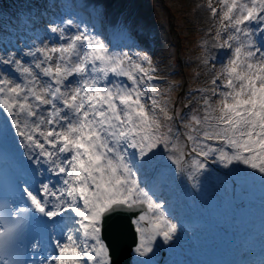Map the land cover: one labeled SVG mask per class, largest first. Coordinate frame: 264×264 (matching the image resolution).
Listing matches in <instances>:
<instances>
[{
  "label": "snow or ice",
  "instance_id": "snow-or-ice-1",
  "mask_svg": "<svg viewBox=\"0 0 264 264\" xmlns=\"http://www.w3.org/2000/svg\"><path fill=\"white\" fill-rule=\"evenodd\" d=\"M217 4L207 5L218 21L212 44L225 57L219 71L211 66L210 87L200 90L203 114L184 125L193 134L160 132L157 113L175 118L153 98L149 56L111 52L72 19L49 25L54 38L27 51L0 50L2 127L11 126L35 165L21 177L28 206L0 226V246L7 248L22 214L32 212L63 225L41 264H112L102 233L113 215L130 214L141 255L153 251L157 237L173 241L178 226L147 175L162 151L194 182L209 159L264 177V0ZM33 174L44 177L35 188ZM0 264L14 262L0 255Z\"/></svg>",
  "mask_w": 264,
  "mask_h": 264
},
{
  "label": "rangeland",
  "instance_id": "rangeland-1",
  "mask_svg": "<svg viewBox=\"0 0 264 264\" xmlns=\"http://www.w3.org/2000/svg\"><path fill=\"white\" fill-rule=\"evenodd\" d=\"M208 3L209 0H168V4L165 0H111L110 13L114 15L113 22L115 21L116 29L120 33L138 32L140 34L141 32V41L138 40V43L124 47L109 44L107 39L109 28L100 30L97 25L89 23L90 20L87 19L89 22H84V26L92 29L95 35L103 39L111 52H127L130 55L139 52L150 57L151 64L144 66L155 69L152 75L155 77L154 87L158 95L153 98L158 100L159 106L163 108L167 116L175 118L168 122L162 114L157 113L162 125L160 128L162 134H167L168 127L182 134H193L184 125L190 124L193 114L198 116L203 114L201 99L203 93L200 90L210 87L211 66L215 63L219 71V61L224 60L225 53L215 49L212 44L211 33L218 29V21L211 16L207 8ZM31 4L32 0H0V11L25 9ZM212 4L218 6L217 0H212ZM51 15H53L52 21L46 20L42 25L53 22L61 25L62 21L72 19L77 26V22L68 14L66 16L62 13ZM78 16L83 18L80 13ZM105 22L109 21L105 19ZM36 26L27 27L17 34L8 32L6 28L0 26L2 34L0 37L5 39L2 41L0 38V42H3L0 50L15 51L29 46H38L41 39L47 42L54 38L48 32L49 25L43 29L40 24ZM31 31H33L32 34ZM0 118L5 120L3 114H0ZM192 126L195 127V125ZM9 139L12 141L10 135ZM183 142L184 135H181L180 143ZM168 155L163 151L159 153L148 169L147 175L148 178L155 175L154 182L158 189L163 191L160 197L164 199L166 205L168 206V201H172L167 207L169 216L172 215L170 218L176 223L180 218H198L202 222L206 221L205 228L210 230V237L208 242L203 244H207L212 255L217 249L224 251L228 244L234 249L229 257L230 260L237 258V255L255 257V254L249 251V247L245 248L241 242L244 237L236 238L232 223L235 221L234 229L237 228L241 232L240 216L243 215V219L249 216L256 219L260 217L263 225L256 219L255 225L264 229V177L245 165L225 166L217 160L209 159L207 170L202 175H198L194 182L186 172L175 171L173 162L167 158ZM171 209L178 212L175 211L174 214ZM256 209L259 213H256ZM184 212L188 213L186 217L182 215ZM227 212L230 217L224 221L223 217ZM198 214L204 217L200 219ZM206 215L210 216L208 222L204 219ZM245 224L250 227L248 235L253 237L254 229L251 224L248 222ZM177 233V238L183 243L191 235L187 230ZM203 234L208 236L207 230ZM157 241L164 242V252L168 257L166 264L170 263L171 247L167 246V242L162 237H157L154 241L153 251L150 252L153 256L147 260L158 264L155 261V256L159 253L155 246ZM189 250L190 245L186 243L184 251ZM179 253L178 251L175 255ZM212 259L215 258L212 256ZM224 259L227 260V255ZM259 261L260 259L255 264ZM173 262L175 261L172 260L171 263ZM80 264L83 262L81 261Z\"/></svg>",
  "mask_w": 264,
  "mask_h": 264
},
{
  "label": "bare ground",
  "instance_id": "bare-ground-1",
  "mask_svg": "<svg viewBox=\"0 0 264 264\" xmlns=\"http://www.w3.org/2000/svg\"><path fill=\"white\" fill-rule=\"evenodd\" d=\"M111 0H32V4L25 8V9H16L14 11H5L1 12L0 11V26L6 28L8 32H13L17 34L19 31H24L27 27L30 26H35L40 24V27L47 28L48 25H59L58 23H51V24H44L42 23L46 20H51L53 13H62L64 16L68 14L71 16L76 22L77 26L83 28L84 27V22H89L87 21L90 20L89 23L93 25H97L100 30H103L107 28V25L110 23L115 27V21L114 20V15L113 13H110V4ZM65 10H69V13H65ZM78 13L83 15V18H80L78 16ZM63 16V15H62ZM61 16V17H62ZM104 17L103 19L101 17ZM105 19L109 22H105ZM102 20V21H101ZM50 21V22H51ZM90 26V25H88ZM88 28V27H87ZM90 32H92V29L88 28ZM116 30V27H115ZM130 35L133 36L135 39V44L138 43V40L141 41V32L138 34V32L131 33L128 32ZM71 34V33H69ZM0 36H2L0 32ZM2 41L5 39L3 37H0ZM3 42H0V48L2 46ZM32 47V46H29ZM22 48V50H26L29 48ZM17 50V49H16ZM15 50V51H16ZM4 119L0 118V139L6 140L7 143L11 144V149L16 153L17 156H19V159L23 162L24 165V174L28 172L30 169L34 168L35 165H33L26 157L24 154V149L23 146L19 143V137L13 132L11 126L9 125L7 129H4L2 127L4 123ZM5 135H10L12 138V141L9 139V137H5ZM20 153L21 156H20ZM45 176L48 174L45 173ZM30 179L33 180V185L32 187L35 188L39 182L43 181V177L37 174H33L32 177H29ZM21 194L22 191H21ZM163 194V191L159 190V195L161 196ZM171 200L168 201V206L171 205ZM257 208V207H256ZM173 210L174 214L175 211L178 212V210L171 209ZM256 213H259V210H255ZM171 212V214L173 213ZM184 217L188 215V213L184 212L182 213ZM200 219L204 217V215L198 214ZM172 216V215H170ZM243 216V215H242ZM240 216V221L242 225V230L241 232L236 228L235 221L232 223V229L234 230L233 233L235 234L236 238L244 237L246 238L247 244H245V248L249 247V251L253 252L255 254L254 258H248L247 255H237V258L230 260L229 257H231V253L233 252V248L227 244V247H225V252L222 250L218 249L216 250L215 254L212 255L210 252L209 247L204 245L203 243H207L208 239L210 237V230L205 228V222L206 221H199L198 225H195L194 227L192 226H187V227H182L177 224V232L181 230H187L188 232L191 233V235L186 238V242L183 243L179 238H177V234L175 235V238L173 241L167 242V246L171 247V253L172 256H170V263L168 264H255V262L262 256L264 259V229L263 228H258L255 225V221L261 220L253 218L252 216H249V218L243 219V217ZM210 216L206 215L204 219L207 220V222L210 220ZM229 213L227 212L225 214L224 221L226 219H229ZM252 217V219H251ZM172 219V218H171ZM184 219V218H180ZM256 219V220H255ZM193 220V219H192ZM245 222H248L251 224L252 228L254 229V236L248 235L250 227H248ZM261 223V222H260ZM262 224V223H261ZM263 225V224H262ZM230 228V230H232ZM207 230V235L205 236L203 233ZM187 237V236H186ZM254 237L256 239H254ZM243 238V239H244ZM188 243L190 245V250L189 251H184L185 250V244ZM138 246V245H137ZM135 247V249L137 248ZM134 249V262L137 264H154L149 262L147 259L152 257L153 255L148 253L147 255H141ZM180 252L179 255H175L176 252ZM224 252V253H223ZM225 255H227V260L224 259ZM212 256L215 259H212ZM247 257V258H246ZM66 259H67V254H66ZM175 261L171 263V261ZM230 260V261H229ZM239 260V261H238ZM230 262V263H229ZM234 262V263H233Z\"/></svg>",
  "mask_w": 264,
  "mask_h": 264
},
{
  "label": "water",
  "instance_id": "water-1",
  "mask_svg": "<svg viewBox=\"0 0 264 264\" xmlns=\"http://www.w3.org/2000/svg\"><path fill=\"white\" fill-rule=\"evenodd\" d=\"M128 215H113L105 223L102 237L108 245L111 253L112 264H137L134 262V249L138 245L139 238L135 227L128 219ZM156 247L159 253L155 260L158 264H166L165 244L158 241Z\"/></svg>",
  "mask_w": 264,
  "mask_h": 264
},
{
  "label": "trees",
  "instance_id": "trees-1",
  "mask_svg": "<svg viewBox=\"0 0 264 264\" xmlns=\"http://www.w3.org/2000/svg\"><path fill=\"white\" fill-rule=\"evenodd\" d=\"M166 4H168V0H165Z\"/></svg>",
  "mask_w": 264,
  "mask_h": 264
}]
</instances>
